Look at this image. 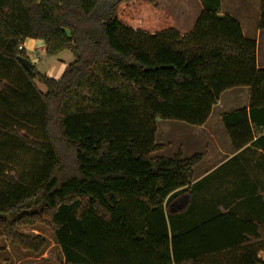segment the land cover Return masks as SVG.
I'll return each mask as SVG.
<instances>
[{
	"label": "trees",
	"instance_id": "obj_1",
	"mask_svg": "<svg viewBox=\"0 0 264 264\" xmlns=\"http://www.w3.org/2000/svg\"><path fill=\"white\" fill-rule=\"evenodd\" d=\"M208 1L183 36L156 0H0V77L9 82L0 145L41 158L30 187L0 195V243L40 255L47 239L22 229L42 226L65 264H264V224L230 212L191 222L205 153L152 156L165 149L158 119L204 126L221 95L241 87L251 89L249 108L222 115L224 129L235 152L251 145L264 154L257 43L219 15L220 0ZM27 39L75 60L59 80L35 65L28 72L18 60H29ZM31 128L42 145L29 141Z\"/></svg>",
	"mask_w": 264,
	"mask_h": 264
},
{
	"label": "crops",
	"instance_id": "obj_2",
	"mask_svg": "<svg viewBox=\"0 0 264 264\" xmlns=\"http://www.w3.org/2000/svg\"><path fill=\"white\" fill-rule=\"evenodd\" d=\"M204 6L205 4L202 3L201 13L205 10ZM222 6L223 2L220 0L218 13L221 16L226 15L221 12ZM232 17L242 26L245 37L257 43V66L259 69H264V31L258 29L260 15L256 21L257 25L254 23L253 26L244 24L235 15ZM23 47L29 60L33 59L38 51L45 50L43 43L32 39H27ZM66 67V65L62 66L61 73ZM44 75L56 79L51 71ZM250 94L251 89L249 87L225 91L218 104L214 106L207 123L193 129V143L197 150L193 154H187L182 149L185 153L182 152L183 158H190L200 153L206 155L204 160L194 168L192 188L198 187L201 195L199 205L191 219L192 223L202 224L217 215L230 212L243 221L264 224V154L262 150L251 145L235 152L221 119L222 115L226 113L249 108ZM167 127H170V124L163 127L164 132H166ZM158 138L159 129L156 140ZM156 143L164 145L158 141ZM175 154L156 156L173 157ZM182 207L183 203L180 204L179 209L181 210Z\"/></svg>",
	"mask_w": 264,
	"mask_h": 264
},
{
	"label": "rangeland",
	"instance_id": "obj_3",
	"mask_svg": "<svg viewBox=\"0 0 264 264\" xmlns=\"http://www.w3.org/2000/svg\"><path fill=\"white\" fill-rule=\"evenodd\" d=\"M161 8L170 12L173 17L175 27L181 35L188 34L193 28L199 14L202 11V3L209 2L208 0H156ZM223 6L221 12L235 15L244 24L253 26L260 15V0H222ZM247 25V26H248ZM257 25V23H256ZM252 38V37H251ZM251 40V39H250ZM42 43V42H40ZM35 57L31 59L36 69L45 74L51 71L53 76L59 80L63 73L60 69L62 66H69L75 60L71 51H64L58 56H48L45 50L38 51ZM37 58V62L34 59ZM48 77V76H47ZM38 89L42 93H46L47 89L40 82H36ZM9 85L8 79L0 77V92L5 90ZM167 124L166 132L163 129ZM159 129L158 143H163L165 149L154 153L153 155H172L179 151L193 154L196 145L193 143L194 133L192 126L182 122L157 120ZM29 131V141L35 145H42L43 141L36 128H31ZM161 132V133H160ZM4 147V149H2ZM200 149V147H197ZM183 149V151H182ZM183 152V154H185ZM37 162H41V158L33 153L32 149H16L11 146L0 145V195L7 193L8 190L14 186L30 187L32 184L31 177L36 174ZM201 192L198 187L193 189V200L189 208L188 215H191L199 205ZM180 202L175 203V209L180 212ZM178 218V214L174 213L171 216V223L173 224ZM22 232L25 234H40L48 241V246L45 251L40 255L32 254L31 252L24 251L19 247L2 241L0 243V264H65L63 252L59 246L55 244L53 233L45 227L39 228H24Z\"/></svg>",
	"mask_w": 264,
	"mask_h": 264
},
{
	"label": "water",
	"instance_id": "obj_4",
	"mask_svg": "<svg viewBox=\"0 0 264 264\" xmlns=\"http://www.w3.org/2000/svg\"><path fill=\"white\" fill-rule=\"evenodd\" d=\"M18 60L26 71L30 72L33 69L34 64L30 60L23 57H19Z\"/></svg>",
	"mask_w": 264,
	"mask_h": 264
},
{
	"label": "built area",
	"instance_id": "obj_5",
	"mask_svg": "<svg viewBox=\"0 0 264 264\" xmlns=\"http://www.w3.org/2000/svg\"><path fill=\"white\" fill-rule=\"evenodd\" d=\"M24 49V47L23 46H21L20 47V50H23ZM38 60H37V58L36 59H34V62L36 63Z\"/></svg>",
	"mask_w": 264,
	"mask_h": 264
}]
</instances>
